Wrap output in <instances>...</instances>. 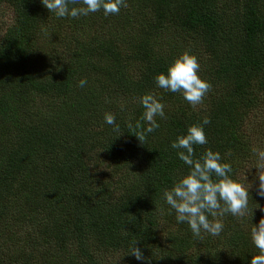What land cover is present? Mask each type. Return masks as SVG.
Masks as SVG:
<instances>
[{"label":"trees","instance_id":"trees-1","mask_svg":"<svg viewBox=\"0 0 264 264\" xmlns=\"http://www.w3.org/2000/svg\"><path fill=\"white\" fill-rule=\"evenodd\" d=\"M178 38L210 68L195 109L154 82L182 54ZM149 92L166 118L142 143ZM204 116L196 157L219 151L260 207L197 240L163 192L188 171L171 142ZM253 148L264 149V0H128L117 15L77 19L0 0V264H250V228L264 217ZM136 240L144 260L130 254Z\"/></svg>","mask_w":264,"mask_h":264},{"label":"clouds","instance_id":"clouds-1","mask_svg":"<svg viewBox=\"0 0 264 264\" xmlns=\"http://www.w3.org/2000/svg\"><path fill=\"white\" fill-rule=\"evenodd\" d=\"M41 3L50 14L59 19H77L99 12L107 17L117 15L122 8L128 7V0H41ZM200 69L199 58L185 51L168 65L166 72L157 73L154 82L158 89L180 94L182 99L195 109L204 102L212 88L211 83L201 77ZM86 84V79L79 81L81 88ZM140 104L144 109L142 121L146 126L135 135L144 143L146 134L160 127L156 117L165 119L166 113L161 99L151 92L140 97ZM103 122L111 126L114 133H120V125L114 113L105 112ZM210 123V117L204 116L199 123L190 125L185 134L177 135L171 142L170 147L177 150V157L187 166L188 171L175 180L171 188L163 192V199L169 206V212H175L176 222L187 223L193 238L197 240H203L205 234L219 237L224 231L222 217L230 214L242 219L251 213L253 220L254 209L260 207L256 202L259 207H250L252 185L249 188L233 178L232 164L224 162L219 151L207 148L201 156L196 157L194 146L209 143L205 126ZM135 127L141 128V121H137ZM128 128L132 129L133 125L129 123ZM252 151L257 157L254 167L257 169L259 181L257 195L264 197V149L253 148ZM249 238L251 244L259 250L258 254L252 255L250 264H264V217L258 224L252 222ZM136 244L137 240L132 242L130 254L137 260H144L143 252Z\"/></svg>","mask_w":264,"mask_h":264},{"label":"rangeland","instance_id":"rangeland-1","mask_svg":"<svg viewBox=\"0 0 264 264\" xmlns=\"http://www.w3.org/2000/svg\"><path fill=\"white\" fill-rule=\"evenodd\" d=\"M4 19H5V25H8V24L11 23V20H12V12L8 8H4ZM177 43L181 44V46H182L181 53H184L185 51L190 52V49L191 48L189 46H187V45L186 46H183V44L181 43V41H180L179 38L177 40ZM196 56L198 58H202L199 55H196ZM200 65H201V63H200ZM200 75H201L202 78L207 79V80H210V68L207 67V66L205 67V73H204V75L201 73V69H200ZM209 92H208V94H210ZM206 103L207 102H205V104ZM250 117H252V115Z\"/></svg>","mask_w":264,"mask_h":264},{"label":"bare ground","instance_id":"bare-ground-1","mask_svg":"<svg viewBox=\"0 0 264 264\" xmlns=\"http://www.w3.org/2000/svg\"><path fill=\"white\" fill-rule=\"evenodd\" d=\"M181 3V2H180ZM111 30V29H110Z\"/></svg>","mask_w":264,"mask_h":264}]
</instances>
